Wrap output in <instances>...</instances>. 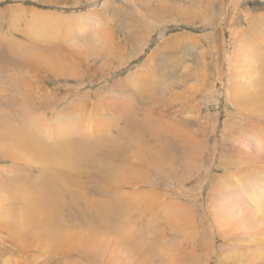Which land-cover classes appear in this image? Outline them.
<instances>
[{
    "label": "rangeland",
    "instance_id": "374dc122",
    "mask_svg": "<svg viewBox=\"0 0 264 264\" xmlns=\"http://www.w3.org/2000/svg\"><path fill=\"white\" fill-rule=\"evenodd\" d=\"M255 57L264 0H0V264H264ZM29 120L104 146L50 165L11 141ZM59 170L56 240L23 195Z\"/></svg>",
    "mask_w": 264,
    "mask_h": 264
},
{
    "label": "bare ground",
    "instance_id": "6f19581e",
    "mask_svg": "<svg viewBox=\"0 0 264 264\" xmlns=\"http://www.w3.org/2000/svg\"><path fill=\"white\" fill-rule=\"evenodd\" d=\"M254 61H256V66H254L252 69L253 75L255 76V73L258 72L261 74V77L257 78L254 85L257 88H264V59L260 57H255ZM260 66V67H259ZM261 68V69H260ZM252 75V76H253ZM262 95L261 91H256L251 97L255 98V101H258L259 98H263L260 96V93ZM33 121V120H32ZM32 121H26L24 124L21 125V127L17 128H11L12 138L11 141L14 145L20 146L19 148V154L25 153L30 151H39L41 155L44 156L45 159H47L50 154L54 157V164L57 167H63L65 170H74L78 168V163L87 159V157H91L93 151H95V148H102L104 146L103 143L100 145L95 144V147H92L91 144L83 143V142H63L61 144H49L48 142H44L42 138H40L37 134V130L34 131L33 129H30L28 125L32 123ZM37 125L40 123H36ZM47 129L45 132H47ZM51 130V129H50ZM10 131V128L7 130ZM52 132V131H51ZM9 133V134H10ZM104 133V132H103ZM8 134V133H6ZM56 134V133H55ZM64 135V134H63ZM82 135V134H81ZM97 139L102 135V133H96L94 134ZM49 136V134H48ZM62 139V138H61ZM17 154V153H14ZM82 164V163H81ZM128 169V168H127ZM80 170V169H78ZM120 170V169H119ZM64 171H58L52 173L51 181L48 183V181L45 183V190L48 193V197L43 199L41 203H37V199L35 196H27L26 194L23 195V198H27V202L29 203V206L26 208L25 216H24V223L26 226H30L31 228H34V226L29 225L27 223H31L33 225H36V221L34 220L35 216L37 215H44L47 218V223L45 225L46 227L50 226V233L54 235L56 240L64 237L63 233L55 231V226L57 223V214L54 211V208L59 205L60 203V195L58 190L54 186V182L61 179V180H67V177L70 175L67 172ZM120 173L126 172L125 170L119 171ZM71 173V172H70ZM118 173V172H117ZM119 174V173H118ZM49 177V176H48ZM20 192V191H19ZM252 192V191H251ZM40 201V200H39ZM105 201H103L104 203ZM98 206L99 203H96ZM57 227V226H56ZM62 231V230H61ZM63 232V231H62ZM69 232V231H68ZM88 233V232H87ZM87 233H84L85 236H82V238L87 236ZM69 242V240H67ZM79 243H82V239L78 241ZM86 244L92 246L93 241L86 237Z\"/></svg>",
    "mask_w": 264,
    "mask_h": 264
}]
</instances>
